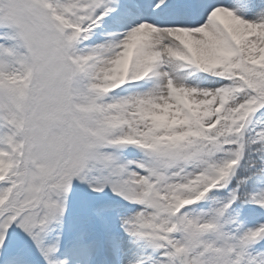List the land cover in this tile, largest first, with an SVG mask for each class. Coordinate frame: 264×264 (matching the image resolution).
Instances as JSON below:
<instances>
[{
	"label": "rangeland",
	"instance_id": "1",
	"mask_svg": "<svg viewBox=\"0 0 264 264\" xmlns=\"http://www.w3.org/2000/svg\"><path fill=\"white\" fill-rule=\"evenodd\" d=\"M125 1L0 0V264H123V247L125 264H177L179 246L188 264H264V39L248 49L230 28L219 41L186 30L207 45L176 37L186 75L153 103L140 73L152 62L108 49L100 72L94 45L119 46L159 2L150 37L205 16L200 0L192 13L190 0H138L145 15ZM234 5L262 8L264 33V0ZM224 6L208 2L207 17ZM229 109L226 129L200 133Z\"/></svg>",
	"mask_w": 264,
	"mask_h": 264
},
{
	"label": "bare ground",
	"instance_id": "2",
	"mask_svg": "<svg viewBox=\"0 0 264 264\" xmlns=\"http://www.w3.org/2000/svg\"><path fill=\"white\" fill-rule=\"evenodd\" d=\"M137 1L138 0L134 1L135 5H133L129 3L131 2L130 0H126L125 5H131L130 7L134 8V11H136L138 14H143V10L145 8L143 7V4H139ZM170 1L173 2V0ZM211 1L213 0H200L199 2L200 12L205 16L204 22L200 25V27H193L189 23L187 15L181 14L183 17L180 26L181 28L177 31H174V29L169 27H163V29L155 28L154 33H152L153 37H150L153 26H150L151 23L148 21L143 23L147 25L146 27L141 26L131 28V30L126 33L123 40H121V44L119 46H116L114 41H103L97 45H94V47L99 48L102 51L109 49V51L113 52L115 55L119 53L118 48H121V50L123 49V51L125 50L126 52L130 53L128 55L131 58L128 60V63L133 64V66L136 68H140L143 63L152 62L151 67L145 66L144 68L140 69V73L147 71V74L145 75V81H148V83H146L144 89L145 91H143V93L146 99L152 101L153 103L162 102L165 99L166 90H169L171 87L173 88V86H176L177 83L182 81L187 72V66L185 63L187 58L181 54L178 44L175 43L178 41L177 38L180 37V40L182 43H185V45L191 42L195 45L198 52L202 51L207 45V42L200 41L201 39L193 38L190 41L189 36L185 33L186 30L196 31V33H198L197 36L204 38H202V40L219 41L222 31L220 27L223 29L225 28L228 32L231 29L230 31H233L235 35H239L241 37V44L243 47H247L248 49L257 44L259 40L264 39V37H262L264 33L262 30L258 29L260 26L259 24L261 23L260 13L262 8L259 10H245L244 12L240 10L239 6L234 5V0H222L225 3V6L220 9L219 7H216L214 10H212L210 16L207 17V11L210 8L208 7V2ZM237 1L240 2L242 0ZM189 3L191 4V9L184 11L181 8V10L185 13H192L193 11L197 12L198 10L195 9V7L198 8L196 1L190 0ZM165 5L166 4L164 2H160L159 6L164 7ZM127 6H125V8L122 7L121 10H127L129 13H133L134 11L132 12ZM159 6L157 7L159 8ZM133 15L137 16L135 13H133ZM132 19L134 18L132 17ZM106 20L109 21L110 18L99 20L98 23L100 21L101 23L95 30L99 31L102 27H104L103 24ZM249 28H255L254 35L253 38L246 39L244 33L248 31ZM91 35L92 34L89 33V36ZM145 47L152 49L150 51H147L146 49L145 51ZM140 48H144L141 53L137 52V50ZM109 54L111 53L103 51L101 57L96 60L95 63L97 64L98 70L100 72L106 71L109 68V65L112 63V57L109 59ZM129 56L126 55L125 57L129 58ZM43 89H47L44 81ZM125 249L126 247H123V252L118 254L124 257L125 261L123 264H125L127 260L129 261V259H132L130 256L134 254V252L131 253ZM113 250H115L113 253H116V247L113 246ZM116 257L117 254L116 256L113 255L112 260H115Z\"/></svg>",
	"mask_w": 264,
	"mask_h": 264
},
{
	"label": "trees",
	"instance_id": "3",
	"mask_svg": "<svg viewBox=\"0 0 264 264\" xmlns=\"http://www.w3.org/2000/svg\"><path fill=\"white\" fill-rule=\"evenodd\" d=\"M250 66V65H248ZM247 68V67H246ZM228 114L224 115L221 117V119L216 123V125L214 127H212V129H207V128H204L203 126H197V128H199L203 133H206L210 130H222L224 129L226 123H227V119H228Z\"/></svg>",
	"mask_w": 264,
	"mask_h": 264
},
{
	"label": "water",
	"instance_id": "4",
	"mask_svg": "<svg viewBox=\"0 0 264 264\" xmlns=\"http://www.w3.org/2000/svg\"><path fill=\"white\" fill-rule=\"evenodd\" d=\"M186 248H178L175 250V256L179 264H186Z\"/></svg>",
	"mask_w": 264,
	"mask_h": 264
}]
</instances>
